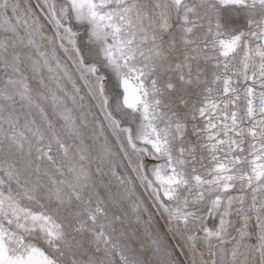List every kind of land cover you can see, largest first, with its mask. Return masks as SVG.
Returning a JSON list of instances; mask_svg holds the SVG:
<instances>
[{"label":"rangeland","instance_id":"1","mask_svg":"<svg viewBox=\"0 0 264 264\" xmlns=\"http://www.w3.org/2000/svg\"><path fill=\"white\" fill-rule=\"evenodd\" d=\"M91 2L0 0V264H264V0Z\"/></svg>","mask_w":264,"mask_h":264},{"label":"bare ground","instance_id":"2","mask_svg":"<svg viewBox=\"0 0 264 264\" xmlns=\"http://www.w3.org/2000/svg\"><path fill=\"white\" fill-rule=\"evenodd\" d=\"M71 3L76 7L78 12L81 15H88V14H94L95 11L93 12L91 6V0H70ZM95 15V14H94ZM108 52V51H107ZM110 54V53H109ZM111 57L108 55V58ZM124 101L128 106L132 105L135 106L134 104L138 101V96L133 88H128L124 92Z\"/></svg>","mask_w":264,"mask_h":264}]
</instances>
